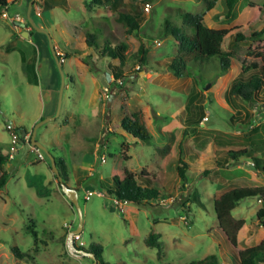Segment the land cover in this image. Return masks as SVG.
I'll return each instance as SVG.
<instances>
[{
    "label": "rangeland",
    "instance_id": "rangeland-1",
    "mask_svg": "<svg viewBox=\"0 0 264 264\" xmlns=\"http://www.w3.org/2000/svg\"><path fill=\"white\" fill-rule=\"evenodd\" d=\"M19 1L23 3L11 4L6 16L0 13V146L4 153L13 147V131L7 125L31 133L38 122L56 116L61 88L49 90L43 81L42 66L51 69L48 52L44 47L38 52V46L29 43L30 36H22L24 28L16 21L28 22L31 0ZM263 1L240 0L229 17L225 0H215L211 10L208 0H123L110 6L91 0L34 1L32 19L62 54L65 84L57 119L41 124L35 138L48 153L64 160L68 169L64 181L78 188L82 239L86 247L101 244L105 260L190 264L218 252L221 264H237L238 249L220 229L213 204L231 189L264 186V171L256 170L251 160L228 163L229 150L253 147L264 156V90L254 101L229 95L249 45V40L236 43L235 35L263 27L261 19L250 23V3ZM179 8L203 14L210 27L230 29L223 48L235 53L227 73L218 75V62L202 69L192 67L190 77L167 71L178 46L173 35H167L165 22L180 27ZM120 10L139 19L138 31L129 33L117 20ZM88 31L97 35L101 45L108 39L129 47L126 78L119 80L124 87H113V95L105 89L114 80L112 71L105 59L90 55L85 42ZM42 34L53 55L49 35ZM142 44L149 48L150 66L166 70L157 72L138 65ZM65 52L71 54L69 59ZM92 59L99 68L95 73L86 64ZM112 62L119 64V60ZM104 70L111 74L110 79ZM35 76L41 77L39 85L30 82ZM138 110L144 113L151 142L135 143L121 126L124 112ZM26 142L16 145L14 157L0 165V175L4 171L11 174L0 190V264H93L84 252L77 255L69 241L66 225L73 230L80 225L77 208L64 193L51 165L45 158H37L30 139ZM182 158L188 163L186 179L178 174ZM125 167L137 175L145 171L161 190L160 198L151 205L117 204L101 184L112 171ZM88 191L92 194L87 200ZM262 205L261 199L250 197L233 210L235 219L245 221L239 232L241 249L264 238L256 217ZM29 225L35 226L36 236ZM151 233L162 243L161 255L147 243ZM12 247L26 256L17 257Z\"/></svg>",
    "mask_w": 264,
    "mask_h": 264
},
{
    "label": "trees",
    "instance_id": "trees-1",
    "mask_svg": "<svg viewBox=\"0 0 264 264\" xmlns=\"http://www.w3.org/2000/svg\"><path fill=\"white\" fill-rule=\"evenodd\" d=\"M91 1L98 5L110 6L116 5L123 0ZM239 1L240 0H225L227 17L234 15V9ZM14 3V1L0 0V13H2L3 10L7 11L10 5ZM214 7L215 0H208V9L211 10L214 9ZM250 7L253 9L250 23H253L258 19L264 21V1L262 4L250 3ZM178 16L182 19L180 27L174 26L169 20H166L165 22L167 35L172 34L178 46L177 54L169 60L170 62L167 71L177 77H190V69L192 67L195 68L200 66L202 69L211 62H218V75L227 73L231 67L235 53L233 50H224L223 48V43L229 34L230 29L228 27H210L205 24L203 14L193 13L186 9L179 8ZM117 20L127 28L129 33L138 31L141 27L139 19L126 10H120L118 12ZM27 26L32 27L29 22H27ZM187 28H190L192 32H188ZM32 30H34L33 27ZM29 36H32L31 31L29 32ZM244 40H249V45L241 62L240 72L232 82L229 95L246 101H254L258 97V92L264 90V25L260 30H252L248 33L237 32L235 35V42L239 43ZM85 42L92 51V54L90 55L97 56L98 60L105 59L107 68L112 71L114 80L110 82L109 86L105 87V89L109 90L111 95H113V87H124V82L122 80L119 82V80L123 77L126 78L124 67L127 64V52L129 47L124 42L113 43L108 39L101 45L97 40V35L90 31L86 33ZM139 51L140 53L137 58L139 66L153 69L157 72H163L166 70L160 66H150L152 64L149 62L148 47L142 44ZM64 56L66 59H69L71 54L65 52ZM58 57L60 65L63 67V62L61 60L63 57L62 54H58ZM113 60H119V64H113ZM86 64L90 67L91 73H95L99 70L96 60L94 61L92 59V62H86ZM104 72L107 78L110 79L111 74L107 70H104ZM30 82L36 84L37 76H35L34 80ZM122 108L124 109L125 106L123 105ZM121 126L127 133L136 139L135 143H138L140 140L144 142H151L152 140V135L146 124L144 113L141 110L124 112L121 119ZM18 130L29 133L26 128H18ZM21 140L25 141V138L22 137ZM44 155L45 160L51 165L47 155L45 153ZM55 159L61 175L65 178L64 180L67 181L66 176L68 175V169L64 160L56 157ZM125 159L129 160L126 156ZM8 160H10V153H4L0 146V165L5 164ZM228 160V163L232 165L251 160L254 163L253 165L256 170L264 171V156L257 150V148L252 147L240 150H229ZM187 167L188 163L182 158L181 165L178 166V174L183 179H186ZM10 177L11 174L9 171H4L0 175V190L6 187ZM101 185L103 189L105 188L107 192L112 195L113 199H118L120 202L151 205L152 201L158 200L161 196V190L157 188L145 171H142L137 175L127 167L116 172L112 171L109 178H107V180ZM76 189L78 191V188ZM250 197L259 198L263 202V205L257 210L256 217L258 223L264 229V186L231 189L225 192L221 197L217 198L213 204L215 216L218 220L220 229L225 233L229 244L238 249L237 264L264 263V238L255 246L241 249L239 232L244 227L245 221L237 220L233 216V210L239 205V203ZM29 229H31L32 233L36 236V231L34 230L35 226L29 225ZM147 243L151 247H156L159 255L162 254L163 246L161 242L156 240L155 233L149 235ZM78 249L94 254L97 260L96 264H124L111 263L110 261L105 260L103 254L104 248L99 243H91L88 247H80ZM12 251L17 257L22 258L26 256L18 247H12ZM164 264L171 263L167 262ZM190 264H221V257L218 252H214L207 254L200 260L192 261Z\"/></svg>",
    "mask_w": 264,
    "mask_h": 264
},
{
    "label": "water",
    "instance_id": "water-1",
    "mask_svg": "<svg viewBox=\"0 0 264 264\" xmlns=\"http://www.w3.org/2000/svg\"><path fill=\"white\" fill-rule=\"evenodd\" d=\"M34 1L35 0H31L30 3H29V7H28V11H27L28 22L31 25H33L38 31L44 32L45 34L49 35L46 31H44L40 27L36 26L34 21H33V19H32V17H31V11H32V7H33ZM16 24L18 26H21V27L24 28L22 36L24 38H28L29 37V30L26 29L27 23L26 22H22V21H16ZM49 40H50V46H51L52 53L54 55L56 64L58 66V69L60 71V75L62 76V85H61V88H60V95H59V102H58V111H57L56 116L48 117L46 120H41L40 122H38L33 127V131L30 134V142H31L32 145L38 146L41 150H43L46 153L47 157L49 158V160L51 162V167L54 170L55 174L57 175V177L59 179V182L62 185V189H63L64 193L73 202V204L75 205V207L77 208V211H78V215H79V218H80V225L73 232L74 233H81V231L83 230V225H82L83 213H82L81 205H80L79 200H78V191H77L76 188H73V187H70V186L66 185V183H65V181H64V179H63V177H62V175H61V173H60V171L58 169L57 161H56L55 157L52 154L48 153L47 150H46L45 145L43 143H41L40 141L36 140V138H35L37 129L39 128V126L41 124H43L44 122H46V121H48L50 119H57V116L60 113L62 100H63L64 87H65V84H64V73H63L62 67L60 65V60H59V57H58V53H57L56 48H55V46H54V44L52 42V38L50 37V35H49ZM26 134H27V132L23 131L22 136H25ZM71 239H72V237H71ZM84 253L94 260L93 264L97 263V260H96L94 254L86 252V251H84Z\"/></svg>",
    "mask_w": 264,
    "mask_h": 264
},
{
    "label": "crops",
    "instance_id": "crops-1",
    "mask_svg": "<svg viewBox=\"0 0 264 264\" xmlns=\"http://www.w3.org/2000/svg\"><path fill=\"white\" fill-rule=\"evenodd\" d=\"M11 1V0H9ZM13 1V0H12ZM14 2L16 3V5L18 4H22L23 2L22 1H19V0H14ZM17 15V14H16ZM29 27V32L31 31L32 32V36L29 38V43H32L34 46L37 45L38 46V52L40 50V47H44V52L45 50H47L48 52V58L50 59V61H48L49 63V66L51 67V69H45L44 66H42V70L40 72L43 71V74H44V80L46 82V86L47 87H50L49 90H56L58 91L60 86H61V83H62V79H61V75L58 71V68H57V65H56V62H55V59L53 57V55L51 54L50 52V49H49V46H48V39L45 35H40L38 32H35L34 30H32V27L31 26H28ZM23 33V32H22ZM41 63V62H40ZM46 71V72H45ZM41 83V77L37 76V82H36V85H39ZM26 141H21L20 145L22 143H25ZM27 143V142H26ZM13 148V147H12ZM11 148V149H12ZM11 153V152H10Z\"/></svg>",
    "mask_w": 264,
    "mask_h": 264
},
{
    "label": "built area",
    "instance_id": "built-area-1",
    "mask_svg": "<svg viewBox=\"0 0 264 264\" xmlns=\"http://www.w3.org/2000/svg\"><path fill=\"white\" fill-rule=\"evenodd\" d=\"M149 9H150V5H149V3H147L146 4V10L149 11ZM3 14L6 16L7 15V11L3 10ZM7 128L9 130H12L13 131V135H12V138H13V148H12L11 153H10V159H12L14 157V152L16 150V147L15 146L16 145H20V143H21V139L20 138L24 137L25 138V141L26 140L28 141L30 139V134L31 133H27L25 136H22V132H17V129L18 128L15 127L14 125L9 124V125H7ZM32 148L36 152L38 159H41L42 160V159L45 158V155H44L43 150H41L38 146L32 145ZM103 161H106V157L105 156H103ZM91 194H92L91 191H88L86 193V196L85 197H86L87 200L91 198ZM98 194L102 195L101 192H99ZM114 201L117 204L127 203V202H120L118 199H114ZM66 226L68 227V237H69V241L72 242L73 249L76 251L77 255L81 256V254H83L84 251H82V250H80L78 248H80V247H86V243H85V241H83L81 233H74L73 232L74 230L72 229V226L70 224H67ZM71 237H72V239H71Z\"/></svg>",
    "mask_w": 264,
    "mask_h": 264
},
{
    "label": "flooded vegetation",
    "instance_id": "flooded-vegetation-1",
    "mask_svg": "<svg viewBox=\"0 0 264 264\" xmlns=\"http://www.w3.org/2000/svg\"><path fill=\"white\" fill-rule=\"evenodd\" d=\"M28 27V26H27Z\"/></svg>",
    "mask_w": 264,
    "mask_h": 264
}]
</instances>
